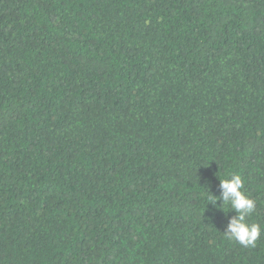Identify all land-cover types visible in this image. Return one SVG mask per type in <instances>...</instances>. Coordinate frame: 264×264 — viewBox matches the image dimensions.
<instances>
[{
	"label": "trees",
	"instance_id": "obj_1",
	"mask_svg": "<svg viewBox=\"0 0 264 264\" xmlns=\"http://www.w3.org/2000/svg\"><path fill=\"white\" fill-rule=\"evenodd\" d=\"M235 174L264 227V0H0V264H264Z\"/></svg>",
	"mask_w": 264,
	"mask_h": 264
},
{
	"label": "clouds",
	"instance_id": "obj_2",
	"mask_svg": "<svg viewBox=\"0 0 264 264\" xmlns=\"http://www.w3.org/2000/svg\"><path fill=\"white\" fill-rule=\"evenodd\" d=\"M242 189L243 181L238 174L232 175L230 179L220 180V195L214 196L210 193L211 203L209 204L213 208L230 205L235 215L228 218L223 235L245 248L255 247L256 242L264 235V227L258 223H249V217L255 211L256 202ZM218 201L222 203L218 205Z\"/></svg>",
	"mask_w": 264,
	"mask_h": 264
}]
</instances>
